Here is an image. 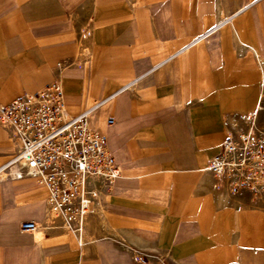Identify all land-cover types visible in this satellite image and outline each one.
Here are the masks:
<instances>
[{
	"label": "crops",
	"instance_id": "1",
	"mask_svg": "<svg viewBox=\"0 0 264 264\" xmlns=\"http://www.w3.org/2000/svg\"><path fill=\"white\" fill-rule=\"evenodd\" d=\"M58 76L121 177L87 220L91 244L52 230L37 180L1 183L0 264H264V200L206 171L264 123V0H0V105ZM19 149L0 127V166Z\"/></svg>",
	"mask_w": 264,
	"mask_h": 264
},
{
	"label": "built area",
	"instance_id": "2",
	"mask_svg": "<svg viewBox=\"0 0 264 264\" xmlns=\"http://www.w3.org/2000/svg\"><path fill=\"white\" fill-rule=\"evenodd\" d=\"M91 111L68 114L61 76L35 94L24 93L10 105H0V127L19 140L20 148L0 166V184L37 180L47 192L46 220L52 230L74 237L84 234L102 194L121 177L108 138L91 126ZM113 125L110 118L107 126ZM206 171L225 183L231 195L263 201L264 123L251 119L230 134ZM20 230L23 236L35 237L40 226L26 222ZM139 263L147 264L142 258Z\"/></svg>",
	"mask_w": 264,
	"mask_h": 264
},
{
	"label": "rangeland",
	"instance_id": "3",
	"mask_svg": "<svg viewBox=\"0 0 264 264\" xmlns=\"http://www.w3.org/2000/svg\"><path fill=\"white\" fill-rule=\"evenodd\" d=\"M264 119V118H263ZM262 121H264V120H262ZM96 218H97V221H96V224H97V228H99V227H102V225H101V222L99 221V217L98 216H96ZM97 230V229H96ZM100 231V233H101V231L102 230H99L98 229V232ZM84 239L86 240H84V243H89V244H91V243H93L94 241H96V238L94 237V236H92V235H87L86 234V237L84 236ZM85 245V244H84Z\"/></svg>",
	"mask_w": 264,
	"mask_h": 264
},
{
	"label": "bare ground",
	"instance_id": "4",
	"mask_svg": "<svg viewBox=\"0 0 264 264\" xmlns=\"http://www.w3.org/2000/svg\"><path fill=\"white\" fill-rule=\"evenodd\" d=\"M77 238H78V240H79L80 242L84 243V236H83V234L80 235V236H78ZM83 246H84V249L87 250V246H86V245H83Z\"/></svg>",
	"mask_w": 264,
	"mask_h": 264
}]
</instances>
